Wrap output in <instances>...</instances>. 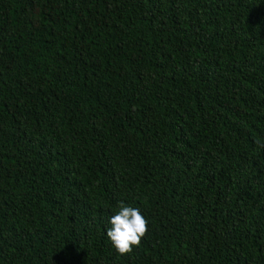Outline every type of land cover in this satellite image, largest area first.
I'll use <instances>...</instances> for the list:
<instances>
[{"label":"trees","instance_id":"16d2710c","mask_svg":"<svg viewBox=\"0 0 264 264\" xmlns=\"http://www.w3.org/2000/svg\"><path fill=\"white\" fill-rule=\"evenodd\" d=\"M0 264H264V0H0Z\"/></svg>","mask_w":264,"mask_h":264},{"label":"clouds","instance_id":"9594fccd","mask_svg":"<svg viewBox=\"0 0 264 264\" xmlns=\"http://www.w3.org/2000/svg\"><path fill=\"white\" fill-rule=\"evenodd\" d=\"M106 236L121 256L133 252L148 233V220L138 207L119 203V210L110 217Z\"/></svg>","mask_w":264,"mask_h":264}]
</instances>
